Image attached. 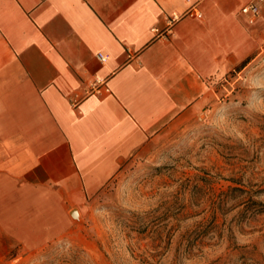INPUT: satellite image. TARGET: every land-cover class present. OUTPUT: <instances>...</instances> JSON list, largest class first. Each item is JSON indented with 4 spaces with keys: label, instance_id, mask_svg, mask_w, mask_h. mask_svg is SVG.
Masks as SVG:
<instances>
[{
    "label": "crops",
    "instance_id": "obj_1",
    "mask_svg": "<svg viewBox=\"0 0 264 264\" xmlns=\"http://www.w3.org/2000/svg\"><path fill=\"white\" fill-rule=\"evenodd\" d=\"M252 1L0 0V228L27 246L62 234L72 203L212 100L260 51Z\"/></svg>",
    "mask_w": 264,
    "mask_h": 264
},
{
    "label": "rangeland",
    "instance_id": "obj_2",
    "mask_svg": "<svg viewBox=\"0 0 264 264\" xmlns=\"http://www.w3.org/2000/svg\"><path fill=\"white\" fill-rule=\"evenodd\" d=\"M261 24L260 51L72 203L62 234L27 246L0 228V264H264V10Z\"/></svg>",
    "mask_w": 264,
    "mask_h": 264
},
{
    "label": "built area",
    "instance_id": "obj_3",
    "mask_svg": "<svg viewBox=\"0 0 264 264\" xmlns=\"http://www.w3.org/2000/svg\"><path fill=\"white\" fill-rule=\"evenodd\" d=\"M262 1V0H260ZM243 11L244 12H250L252 13V15L254 16H257L260 14V6H259V2L258 1H252L251 3H249L248 5H246L244 8H243ZM176 15H173L171 18H170V22H173L174 20H176ZM100 58L102 60L106 59V55L100 53Z\"/></svg>",
    "mask_w": 264,
    "mask_h": 264
}]
</instances>
